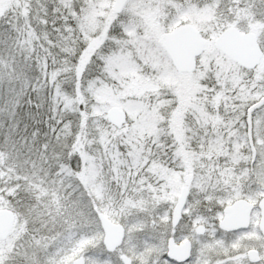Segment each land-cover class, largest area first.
I'll return each mask as SVG.
<instances>
[{
    "label": "snow or ice",
    "instance_id": "6c2138e0",
    "mask_svg": "<svg viewBox=\"0 0 264 264\" xmlns=\"http://www.w3.org/2000/svg\"><path fill=\"white\" fill-rule=\"evenodd\" d=\"M0 264H264V0H0Z\"/></svg>",
    "mask_w": 264,
    "mask_h": 264
}]
</instances>
